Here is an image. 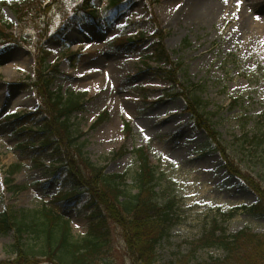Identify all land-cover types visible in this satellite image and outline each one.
I'll list each match as a JSON object with an SVG mask.
<instances>
[{
    "label": "rangeland",
    "instance_id": "obj_1",
    "mask_svg": "<svg viewBox=\"0 0 264 264\" xmlns=\"http://www.w3.org/2000/svg\"><path fill=\"white\" fill-rule=\"evenodd\" d=\"M82 1L0 0V26L14 32L11 42H0V215L8 211L30 216L53 208L70 222L75 240L81 241L89 232L76 201L70 207L52 203L64 186L58 176L34 163L38 149L22 147L8 119L47 109L37 101L39 92L35 96L29 81L34 76L40 80L41 74L35 72L41 70V57L49 54L46 65L59 66L52 91L85 95L84 110L72 123L81 133L79 142H87L85 152L92 163L107 175L127 174L136 192L138 162L132 152L144 148L162 174L158 190L161 197L174 200L179 222L159 245L157 264L223 260L222 250L196 248L215 222L229 234L242 230L264 234V217L242 210L257 203L255 192L228 172L220 147L256 134L259 117L264 116V33L247 35L239 27L244 16H254L264 27V11L258 10L264 0H230L222 17L201 25L188 23L187 13H177L187 2L206 0H159L157 4L128 0L117 15L106 9L108 0H94L99 24L84 15L72 19ZM159 35L170 61L177 65V82L200 86L198 96L207 104L221 136L218 146L212 132L196 125L185 97L174 96L176 89L157 65H143V57L151 55ZM118 36L124 40L144 37L122 51L112 50L110 43ZM74 53H81L76 63L68 58ZM86 74L90 79L84 80ZM102 115L104 121L97 126ZM39 162L51 164L48 157ZM110 230L109 248L96 264H134L121 228L111 224ZM23 240L28 246L35 243L32 235L25 234ZM16 242L13 231L0 235V264L16 259Z\"/></svg>",
    "mask_w": 264,
    "mask_h": 264
},
{
    "label": "trees",
    "instance_id": "obj_2",
    "mask_svg": "<svg viewBox=\"0 0 264 264\" xmlns=\"http://www.w3.org/2000/svg\"><path fill=\"white\" fill-rule=\"evenodd\" d=\"M126 1L110 0L109 10L118 9ZM152 2L157 4L159 0ZM76 10L91 18L97 16L90 0ZM3 37L8 38L0 31V39ZM130 43L134 41L113 43L112 46L123 50ZM154 44L152 55L145 56V66L149 68V61L159 65L160 74L176 89L174 96L185 97L187 111L196 125L212 132L211 138L218 146L221 136L215 131L207 104L198 96L200 86L179 84L176 80L177 69L173 68L163 47V36H156ZM44 62L41 63L43 75H40V80L32 81V85L39 92L43 108L48 107L31 115L14 116L15 133L19 138L26 137L27 140L23 142L25 147L37 145L36 160L49 156L56 159L55 163H60V167H53L51 173L59 175L65 190L56 197L54 204L62 203V206L70 207L74 201L79 203L90 221V231L86 238L75 240L69 222L63 220L55 209L45 208L30 216L21 212H4L0 215V235L13 231L17 235V242L13 246L16 259L12 263L1 264H96L109 248L111 224L121 228L134 264H157L159 245L169 238L171 230L179 222L173 211L174 200L161 197L162 190H158L161 187V174L152 166L145 150H134L138 172L133 181L136 192H133L127 182V174L107 175L104 168L92 163L85 152L87 142H79L81 133L78 134L76 124L72 123L75 114L83 110L84 97L51 92L55 80L45 73L48 68ZM103 121L104 116L97 126ZM256 131L252 136L246 134L234 138L227 146L223 144L220 147L228 172L246 182L257 195V203L244 206L242 210L252 217H264V116L259 117ZM36 137H39L38 144L34 140ZM230 151L235 155H230ZM7 183L11 184L12 181L8 180ZM25 234L32 235L36 244L26 245L23 242ZM196 248L219 249L226 254L223 260L213 264H264V234L249 230L229 234L217 222L205 232ZM39 257L44 260H37Z\"/></svg>",
    "mask_w": 264,
    "mask_h": 264
},
{
    "label": "bare ground",
    "instance_id": "obj_3",
    "mask_svg": "<svg viewBox=\"0 0 264 264\" xmlns=\"http://www.w3.org/2000/svg\"><path fill=\"white\" fill-rule=\"evenodd\" d=\"M230 0H227L225 3V0H206L201 2H196V3H185L184 7H181L180 10L178 11L177 15L182 14V13H187L186 14V20L188 23H191L193 25H201L203 22L207 23H213L222 15L224 14V11L226 7L228 6ZM264 4H260L258 6L259 12L262 10L264 11L263 8ZM239 27L243 32H245L247 35H258V36H263L264 33V27L263 24L256 19L254 16H244V19L242 23H240ZM84 80L90 79V77L86 74L85 76L83 75Z\"/></svg>",
    "mask_w": 264,
    "mask_h": 264
},
{
    "label": "snow or ice",
    "instance_id": "obj_4",
    "mask_svg": "<svg viewBox=\"0 0 264 264\" xmlns=\"http://www.w3.org/2000/svg\"><path fill=\"white\" fill-rule=\"evenodd\" d=\"M227 2V0H225V3Z\"/></svg>",
    "mask_w": 264,
    "mask_h": 264
}]
</instances>
